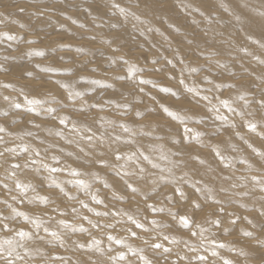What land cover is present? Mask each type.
I'll return each mask as SVG.
<instances>
[{"label":"clouds","instance_id":"9594fccd","mask_svg":"<svg viewBox=\"0 0 264 264\" xmlns=\"http://www.w3.org/2000/svg\"><path fill=\"white\" fill-rule=\"evenodd\" d=\"M0 264H264V0H0Z\"/></svg>","mask_w":264,"mask_h":264}]
</instances>
